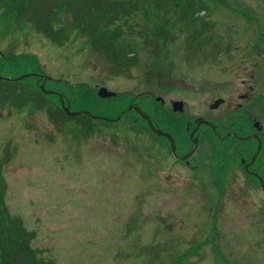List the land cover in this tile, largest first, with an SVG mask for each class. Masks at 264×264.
<instances>
[{"label": "rangeland", "instance_id": "374dc122", "mask_svg": "<svg viewBox=\"0 0 264 264\" xmlns=\"http://www.w3.org/2000/svg\"><path fill=\"white\" fill-rule=\"evenodd\" d=\"M205 1L208 12L200 15L214 26L200 50L188 45L186 34L173 31L165 38L163 27L147 36L128 29L138 56L129 75L112 72L79 41L61 45L30 28L0 35V49L36 56L48 75L70 84L183 99L185 113L168 117L182 122L186 112L205 114L211 78L228 76L226 55L213 58L210 50L239 51L243 36L264 34V0ZM37 69L32 64L12 73ZM0 71L8 70L0 63ZM231 76L239 81V74ZM96 101L109 115L126 105L124 96ZM128 117L137 118L129 111L120 121L100 119L97 131L74 135L67 131L73 123L59 128L44 109L0 107V156L10 158L6 201L36 230L33 245L46 249L56 264H264V191L239 190L241 175L221 202L204 201L211 190L201 181L207 165L198 170V183L179 165L148 170L149 132Z\"/></svg>", "mask_w": 264, "mask_h": 264}, {"label": "trees", "instance_id": "16d2710c", "mask_svg": "<svg viewBox=\"0 0 264 264\" xmlns=\"http://www.w3.org/2000/svg\"><path fill=\"white\" fill-rule=\"evenodd\" d=\"M202 10L208 12L205 0H0V35L30 28L61 45L71 40L79 41L83 49L101 57V64H106L112 72L129 75L131 69L138 65V56L137 42L127 37L128 29L132 34L136 31V34L147 36L163 27L165 38L172 36L173 31L186 34L188 45L200 50L208 44L209 32L214 26L207 14L200 15ZM172 17L173 21L167 20ZM139 18L141 27L136 24ZM0 58L2 70H8L6 74L0 73L6 76H17L23 72H12L32 64L38 68L37 72H45L33 55L3 52ZM43 82L44 79L38 75L20 80L0 79V107L44 109L59 128L68 122L73 123L67 131L74 135L89 134L100 128V119L83 113V110L109 115L96 101L102 98L91 85H75L60 79L46 80L45 87L58 91L59 95L44 92ZM121 96L126 98L124 108L138 99L130 95ZM63 102L65 105L70 103L72 110L81 113L69 116ZM126 119L141 123L138 119ZM7 149L4 154L8 153ZM9 160L8 154L0 156V264H56L55 257L47 254L46 249L33 245L36 230L28 228L23 217L13 213L8 206L4 168Z\"/></svg>", "mask_w": 264, "mask_h": 264}, {"label": "flooded vegetation", "instance_id": "af4514ba", "mask_svg": "<svg viewBox=\"0 0 264 264\" xmlns=\"http://www.w3.org/2000/svg\"><path fill=\"white\" fill-rule=\"evenodd\" d=\"M243 37L239 51H217L226 55L223 71L228 76L223 80L211 78L208 91L212 100L205 114L186 112L182 122L170 120L168 117L183 114L174 110V101L179 98L162 96L156 106L158 113L144 116L145 127L152 131L145 143L148 170L157 165L166 169L179 165L191 170L192 179L198 183V176L202 177L198 170L207 165L208 174L201 181L211 184V190L202 195L208 202H221L224 190L234 187L241 175L245 178L239 190L264 191V34ZM231 73L239 74L238 82ZM154 127L165 133L158 134Z\"/></svg>", "mask_w": 264, "mask_h": 264}, {"label": "water", "instance_id": "95a60500", "mask_svg": "<svg viewBox=\"0 0 264 264\" xmlns=\"http://www.w3.org/2000/svg\"><path fill=\"white\" fill-rule=\"evenodd\" d=\"M28 75H30V74H24V75H21V76H19V77H17V78H14V79H20V78H23V77L28 76ZM0 78H1V79H7V77L2 76L1 74H0ZM98 93H99V95H100L101 97H108V96H113V95L116 94L114 91L109 90V89H108L107 87H105V86H102V87L99 89ZM130 108H132V107H129V109H130ZM136 108L139 110L138 107H136ZM175 109H180V110H182V109H183V102H182V101H176V102H175ZM66 111H67V113H68L69 115H74V114L76 113L75 111H70V107H69V106L66 107ZM158 132H160V131H158Z\"/></svg>", "mask_w": 264, "mask_h": 264}]
</instances>
